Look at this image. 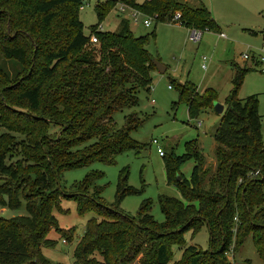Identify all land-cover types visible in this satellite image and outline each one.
Wrapping results in <instances>:
<instances>
[{
	"label": "trees",
	"instance_id": "obj_1",
	"mask_svg": "<svg viewBox=\"0 0 264 264\" xmlns=\"http://www.w3.org/2000/svg\"><path fill=\"white\" fill-rule=\"evenodd\" d=\"M118 1L155 24L201 34L219 31L204 5L185 0L98 2L99 23L89 27V35L79 20L83 0H0V58L6 63L0 68V131H5L0 133V207L15 210L24 201L27 214L0 217V264H53L41 253L56 244L47 234L55 230L66 241L72 239V231H61L54 217L55 211L62 212V198L75 201L80 215L93 211L101 218L87 222L73 264H169L173 246L182 249L174 264H231V241L236 251L248 236L264 261V133L257 96L237 97L245 75L255 71L252 67L234 64L232 89L213 134L214 172L205 167L197 140L187 143L181 156H163L167 183L184 202L159 196L162 223L150 215V200L140 204L135 218L119 209L125 197L138 194L127 185V169L120 171L110 206L101 200L102 188L90 191L98 174L62 191L63 172L95 161L111 165L117 155L139 149L129 135L140 121L131 115L117 129L113 114L135 108L137 93L150 90L156 69L146 46L155 33L135 38L124 19L118 33L97 31ZM92 35L97 48L91 46ZM175 88L191 120L213 109L214 91L198 93L190 82ZM53 127H59V136L50 137ZM15 135L25 140L22 161L12 164ZM192 160L190 177L184 178L179 170ZM203 226L209 231L210 251L186 247L184 235Z\"/></svg>",
	"mask_w": 264,
	"mask_h": 264
},
{
	"label": "rangeland",
	"instance_id": "obj_2",
	"mask_svg": "<svg viewBox=\"0 0 264 264\" xmlns=\"http://www.w3.org/2000/svg\"><path fill=\"white\" fill-rule=\"evenodd\" d=\"M105 0H83L79 11V20L84 26V33L89 35V27L98 22L95 5ZM186 1V0H185ZM144 0H135L140 5ZM210 12L219 27L218 32H204L198 42L190 40L191 30L177 25L154 23L149 19L150 26L143 25L147 17L136 14L135 19L130 17L131 8L120 12L125 6L116 2L115 7L99 24L97 31L118 33L121 30V21H127L129 30L135 38L149 36L155 33L146 50L152 60L165 67L164 74L156 70L151 72L152 83L150 90H141L137 93L138 104L135 108L124 109L113 114L117 129H123L126 119L135 115L140 121L139 127L130 133V138L139 146L117 155L111 165L95 161L87 166L63 172L60 187L62 191H70L72 185L83 182L88 176L100 175L90 188H102L101 200L105 206L114 203L118 178L122 169H127V185L135 189L138 194L127 196L119 204V209L128 216L136 217L138 208L144 200L152 202L150 215L156 223H162L164 217L158 205V197L165 196L184 202L180 191L167 183L165 159L159 156L157 148L152 144L156 140L164 156L174 152L176 156L186 153V144L197 140L198 148L205 158V167L213 173L215 170V142L213 134L220 122L221 115L214 109L202 111L194 120L188 116L187 107L179 102V95L175 84L192 83L198 93L210 89L216 93V102L224 105L225 99L232 89L234 64L239 67H249L250 62L244 61L242 56L263 55L264 52V0H199ZM127 7V6H126ZM135 11V10H134ZM220 34L224 37L220 38ZM97 48L98 43L92 44ZM5 62L0 58V68ZM11 66L12 62H8ZM170 87V88H169ZM258 98V114L261 116V131L264 133V74L252 71L245 75L237 97L243 100L250 96ZM175 104V105H174ZM0 133H5L1 129ZM50 137L60 135L59 127L50 130ZM15 144L10 147V162L22 161L20 146L24 136L15 135ZM87 143L82 147L86 148ZM82 149V148H81ZM23 166L26 163L20 162ZM194 162L189 161L181 166L179 172L184 178H189ZM197 206V203H193ZM62 212L55 211L58 228L72 235L66 241L55 230L47 234V239L56 242L53 248H42L45 259L53 264H73V251L78 240L82 237L86 224L91 219L101 218L93 211L79 214L75 201L62 198L60 201ZM27 216L25 203L22 201L18 209L10 210L0 207V217L11 219ZM185 246L195 247L202 252L210 251L209 231L206 226L192 234L184 235ZM234 240L228 250L227 257L231 264H264L257 255L251 236L235 251ZM172 260L169 264L180 260L182 249L176 246L171 248ZM139 258V257H138ZM133 264H138L134 262Z\"/></svg>",
	"mask_w": 264,
	"mask_h": 264
},
{
	"label": "built area",
	"instance_id": "obj_3",
	"mask_svg": "<svg viewBox=\"0 0 264 264\" xmlns=\"http://www.w3.org/2000/svg\"><path fill=\"white\" fill-rule=\"evenodd\" d=\"M82 8V7H81ZM81 8H80V10H81ZM126 9H129L128 7H126V6H121L120 8H119V11L120 12H125V10ZM130 17H132V18H134L135 19V15L136 14H140L139 12H137V11H134V10H131L130 11ZM149 19L150 18H148V20H144L143 21V25L145 26V27H148V26H150V21H149ZM179 19V15H176L175 17H174V20L175 21H177ZM192 33H191V37H190V40L191 41H193V42H198L199 40H200V38H201V33L200 32H198V31H191ZM220 37H224V35H220ZM90 42L92 43V44H96V43H98V41H97V38L94 36V35H92L91 37H90ZM263 52H264V50H262ZM242 59L244 60V61H248V62H250V66L249 67H252L255 71H258L259 73H261V74H264V56L263 55H256V56H249L248 54H245V55H243L242 56ZM170 88V87H169ZM152 144L154 145V146H156V148H157V153H158V155L159 156H164V153H163V151H162V149H160L158 146H159V144H158V142L156 141V140H153L152 141ZM257 174V173H256Z\"/></svg>",
	"mask_w": 264,
	"mask_h": 264
},
{
	"label": "water",
	"instance_id": "obj_4",
	"mask_svg": "<svg viewBox=\"0 0 264 264\" xmlns=\"http://www.w3.org/2000/svg\"><path fill=\"white\" fill-rule=\"evenodd\" d=\"M151 63L154 65L156 71H157L159 74H164V73H165L166 69H165V67L162 66L160 63H158V62L155 61V60H152ZM213 109H214V111L216 112V114H218V115H222L223 112H224V107H223V105H221V104H219V103H217V102H215V103L213 104ZM177 179L180 180L179 177H177Z\"/></svg>",
	"mask_w": 264,
	"mask_h": 264
},
{
	"label": "crops",
	"instance_id": "obj_5",
	"mask_svg": "<svg viewBox=\"0 0 264 264\" xmlns=\"http://www.w3.org/2000/svg\"><path fill=\"white\" fill-rule=\"evenodd\" d=\"M187 2H189L190 4H192V5H198L199 4V0H186ZM177 26H180V25H177ZM181 27V26H180ZM189 30V29H188ZM220 35H223V34H220ZM219 35V36H220ZM220 38H222V37H220ZM237 65V64H236ZM238 66V65H237ZM223 107H224V105H223Z\"/></svg>",
	"mask_w": 264,
	"mask_h": 264
}]
</instances>
